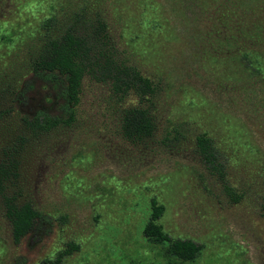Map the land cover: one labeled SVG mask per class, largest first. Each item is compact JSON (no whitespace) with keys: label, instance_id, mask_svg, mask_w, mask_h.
Listing matches in <instances>:
<instances>
[{"label":"rangeland","instance_id":"1","mask_svg":"<svg viewBox=\"0 0 264 264\" xmlns=\"http://www.w3.org/2000/svg\"><path fill=\"white\" fill-rule=\"evenodd\" d=\"M83 2L156 91L118 97L84 78L75 121L32 141L20 169L21 198L50 222L14 244L0 203V264H51L69 243L77 248L61 264H264V0H0V88L26 71L42 20ZM46 94L35 81L34 106L54 111ZM129 105L153 115L152 138L123 135ZM199 135L216 149L215 168ZM13 141L12 115L0 116V159ZM151 199L171 239L200 245L194 260L143 235Z\"/></svg>","mask_w":264,"mask_h":264},{"label":"trees","instance_id":"2","mask_svg":"<svg viewBox=\"0 0 264 264\" xmlns=\"http://www.w3.org/2000/svg\"><path fill=\"white\" fill-rule=\"evenodd\" d=\"M39 36L40 42L26 71L6 76L4 79L10 77L9 81L0 88V116L4 121L12 115L14 120V141L4 145L0 159V203L14 244L50 222L48 214L39 211L31 199L21 198L20 169L27 157L26 147L75 121L84 78L108 82L118 97L132 94L142 99L156 91L151 79L118 58L105 16L87 2L60 18L50 12L40 24ZM35 81L47 91L45 101L52 104L54 111L34 106L31 91ZM121 129L129 140H148L155 130L154 117L142 105H129L123 111ZM196 146L204 162L215 168L216 149L211 140L199 135ZM161 213L162 206L151 199L143 235L152 243H166L169 254L181 260H194L200 253V245L190 239H171L156 222ZM75 248V244L69 243L67 249L56 253L51 264H61V259ZM16 263L23 261L17 258Z\"/></svg>","mask_w":264,"mask_h":264}]
</instances>
